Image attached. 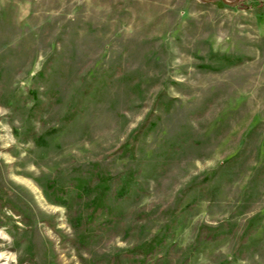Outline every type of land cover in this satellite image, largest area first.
Masks as SVG:
<instances>
[{"label":"rangeland","instance_id":"rangeland-1","mask_svg":"<svg viewBox=\"0 0 264 264\" xmlns=\"http://www.w3.org/2000/svg\"><path fill=\"white\" fill-rule=\"evenodd\" d=\"M261 1L0 0V264H264Z\"/></svg>","mask_w":264,"mask_h":264},{"label":"trees","instance_id":"trees-1","mask_svg":"<svg viewBox=\"0 0 264 264\" xmlns=\"http://www.w3.org/2000/svg\"><path fill=\"white\" fill-rule=\"evenodd\" d=\"M238 1H242V0H238ZM262 2L264 1H261V4L264 5V3ZM248 6L251 8H255L257 10H259L260 8L255 3H251ZM136 175H137L136 171H133V172L123 171L117 175L106 177V181L108 183L113 182L114 179L119 182L118 186L115 187V189L112 191V194L115 197V199H118V200L123 199L129 194V192H131V190L138 184ZM94 205L99 206L98 204L93 203L92 206ZM98 208L99 207L94 206V209L97 210ZM73 224H74V227L78 229V232L76 233V239L78 240V242H82L85 239L84 234L79 233V228H77V226L78 225L80 226L81 224L80 220H75L74 218ZM205 229H207V232ZM201 232H205L204 236L200 237L203 240H213V239H216L217 236H219V235H216L210 232V228L208 227L207 228L202 227ZM164 242H165V238H161L156 243L146 242L141 246L137 245V246L131 247L123 253L122 257L126 258L130 262V264H147L148 261L152 262L149 264H160V263L163 264L165 262L163 255H160L156 259L151 258L147 260L146 258L154 257L155 254L158 252V250L161 249L160 247L164 244ZM119 263L120 262L117 259H115L112 264H119Z\"/></svg>","mask_w":264,"mask_h":264}]
</instances>
